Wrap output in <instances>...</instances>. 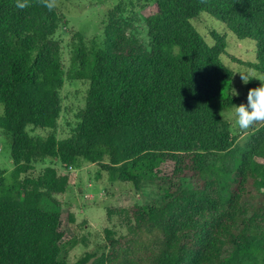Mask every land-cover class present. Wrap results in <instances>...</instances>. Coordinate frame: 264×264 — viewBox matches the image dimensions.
<instances>
[{"label": "trees", "instance_id": "obj_1", "mask_svg": "<svg viewBox=\"0 0 264 264\" xmlns=\"http://www.w3.org/2000/svg\"><path fill=\"white\" fill-rule=\"evenodd\" d=\"M153 3L144 16L150 52L124 31L115 5L99 43L73 31L62 69L56 8L0 0V128L12 164L8 182L0 167V264H264V122L234 143L221 110L247 102L230 92L222 34L210 29L207 43L190 21L204 10L252 39L253 60H236L264 75V0ZM63 76L86 84L72 125L57 137ZM43 157L98 162L134 188L156 183L160 199L131 203L124 232L104 226L103 239L69 261L75 239H62L59 212L43 204L65 183L49 163L31 172Z\"/></svg>", "mask_w": 264, "mask_h": 264}, {"label": "rangeland", "instance_id": "obj_2", "mask_svg": "<svg viewBox=\"0 0 264 264\" xmlns=\"http://www.w3.org/2000/svg\"><path fill=\"white\" fill-rule=\"evenodd\" d=\"M117 6L116 17L127 21L124 31L130 32L140 42L145 32L144 16L154 8L153 0H58L56 10L61 14L60 21L53 33L60 41L62 69L67 64L66 43L74 30L82 33L87 41L99 43L102 38L101 25L106 20V13L112 6ZM191 23L203 36L207 43L212 42L210 29L222 34L224 39L223 51L219 54L225 66L231 69L230 92L240 102H247L249 88L258 87L260 81L254 77L264 76L251 69L241 60H253V40L247 37L237 38L222 22L213 18L209 13L200 10L190 18ZM241 76L249 79L244 83ZM85 81L77 78L62 77L59 89L60 109L56 118L55 134L57 137L65 135L74 121V113L83 103ZM236 102L221 111L229 121L230 132L235 135L234 143L241 144L247 136V130L241 131L235 126L234 106ZM30 133L42 134L46 128L25 125ZM7 134L0 128V167L3 169V179L9 181V171L12 166ZM53 165L65 187L62 191L53 193V200H45L44 206L59 212V228L62 239H75L74 244L66 250V258L71 261L84 247H92L103 239L102 228L112 226L124 232L125 218L128 206L133 202L155 203L160 199V192L156 183L142 182L134 188L127 180L109 178L105 170L100 169L98 162L81 159L77 165L60 163L54 157H43L33 162L31 172L43 164ZM168 170L167 164L164 166ZM107 209H110L109 213ZM71 212L72 220H68L66 213Z\"/></svg>", "mask_w": 264, "mask_h": 264}, {"label": "clouds", "instance_id": "obj_3", "mask_svg": "<svg viewBox=\"0 0 264 264\" xmlns=\"http://www.w3.org/2000/svg\"><path fill=\"white\" fill-rule=\"evenodd\" d=\"M37 2L43 7L52 11L58 6V0H37ZM32 0H15V7L23 10L30 7ZM201 3H207V0H201ZM143 42L145 43L146 51H151L150 43L151 38L147 36V30L142 34ZM261 83L258 87L249 88L247 92V104L240 103L238 106H234L235 126L241 130L246 131L253 127L257 123L264 122V76L254 77ZM244 83H247L249 79L241 76ZM232 95H238L233 89Z\"/></svg>", "mask_w": 264, "mask_h": 264}]
</instances>
